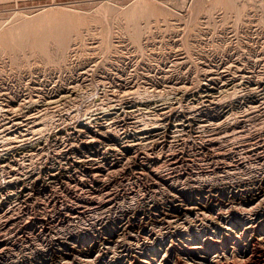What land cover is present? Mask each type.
Returning <instances> with one entry per match:
<instances>
[{
  "label": "rangeland",
  "instance_id": "rangeland-1",
  "mask_svg": "<svg viewBox=\"0 0 264 264\" xmlns=\"http://www.w3.org/2000/svg\"><path fill=\"white\" fill-rule=\"evenodd\" d=\"M0 264H264V0H0Z\"/></svg>",
  "mask_w": 264,
  "mask_h": 264
},
{
  "label": "bare ground",
  "instance_id": "bare-ground-1",
  "mask_svg": "<svg viewBox=\"0 0 264 264\" xmlns=\"http://www.w3.org/2000/svg\"><path fill=\"white\" fill-rule=\"evenodd\" d=\"M160 108V107H159ZM165 113V112H164ZM23 118V117H22ZM11 119V118H10ZM20 121V120H19ZM33 123V122H32ZM6 125V124H5ZM23 125H24V123H23ZM27 125V124H26ZM11 126V125H10ZM189 126V125H188ZM8 128V127H7ZM15 128V127H14ZM183 128V127H182ZM10 131V130H9ZM165 131V130H164ZM29 134V133H28ZM10 135V134H9ZM24 135V134H23ZM161 135H163V133L161 134ZM146 136V135H145ZM164 137V136H163ZM5 139V138H4ZM11 141V140H10ZM146 141V140H145ZM150 141V140H149ZM148 141V142H149ZM155 141V140H154ZM5 142H6V140H5ZM9 142V141H8ZM147 143V142H146ZM119 148V147H118ZM137 148V147H136ZM144 149V148H143ZM140 150V149H139ZM99 157V156H98ZM201 186V185H200ZM107 194V193H106ZM179 196V195H178ZM115 197V196H114ZM107 198V197H106ZM114 205V204H113ZM112 206V205H111ZM110 206V207H111ZM117 206V205H116ZM108 210V209H107ZM135 212V211H134ZM138 213V212H137ZM114 217V216H113ZM120 217V216H119ZM130 218V217H129ZM107 219V218H106ZM109 221V220H108ZM135 224V223H134ZM193 246V245H192ZM191 251V250H190Z\"/></svg>",
  "mask_w": 264,
  "mask_h": 264
}]
</instances>
